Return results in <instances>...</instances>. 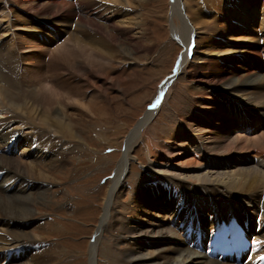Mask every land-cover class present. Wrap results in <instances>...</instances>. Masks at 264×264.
Here are the masks:
<instances>
[{
	"label": "bare ground",
	"instance_id": "obj_1",
	"mask_svg": "<svg viewBox=\"0 0 264 264\" xmlns=\"http://www.w3.org/2000/svg\"><path fill=\"white\" fill-rule=\"evenodd\" d=\"M152 1L0 0L5 21L0 33L4 37L14 34L10 42L0 40V115H4L0 116V264H53L62 255L56 244L46 246L47 236L41 235L48 232L51 223L34 224L37 216L33 207L38 208L46 199L52 167L67 164V148L58 155L55 143L52 148H48L49 143L38 146L30 134H21L19 126H34L35 132L45 128L55 136L82 143L84 138L76 132L74 121H67L71 115L56 103L66 107L78 104L95 116L91 104L101 98L112 110L108 91L120 89L119 72L129 61H141L135 55L139 46H144L141 39L152 40L148 19ZM206 1L224 15L222 22L215 19L211 23L184 0H172L169 10H159L172 26V37L180 40L185 50L175 73L161 84L156 106L145 112L127 138L91 245L92 263L99 235L112 216V203L125 186L123 180L128 177L127 166L139 136H144L141 145L149 158V178L132 200L121 202L123 212L113 216L118 237L129 239L123 249L110 247L114 260L121 256L124 264H255L264 253V74L239 69L237 73L217 65L245 62L249 52L257 55L259 39L264 43V8L258 9L259 0ZM228 2L235 11H222L228 10ZM177 13L182 16L180 26L174 19ZM72 15L78 19L75 29L67 19ZM12 18L16 23L10 21ZM14 25L33 31L35 36L19 40L10 32ZM63 32L67 37L50 50L46 65L42 60L48 49L45 39ZM23 59L33 61L26 72L20 68ZM118 59L125 65L108 74L111 63ZM192 62L203 70L201 75L188 71ZM45 67L72 76L75 85L65 89L64 83L62 88L54 79L49 84L42 76ZM30 72L36 75V84L23 80ZM191 77V90L196 95L188 100L186 114L174 111L171 128L165 130V144H160L161 140L149 132L152 117L159 105L167 102L176 82ZM91 89L87 102L82 94ZM17 149L33 157L25 159ZM230 217L245 220L248 234L253 235L254 243L244 261L243 256L221 260L209 251L216 224ZM31 226L33 230L28 229ZM149 247L154 250L144 252Z\"/></svg>",
	"mask_w": 264,
	"mask_h": 264
},
{
	"label": "rangeland",
	"instance_id": "obj_2",
	"mask_svg": "<svg viewBox=\"0 0 264 264\" xmlns=\"http://www.w3.org/2000/svg\"><path fill=\"white\" fill-rule=\"evenodd\" d=\"M184 1L186 4H190V6L200 15L204 14L205 18L211 21V23H213L215 19H220L221 22L225 19L222 13H217V7L212 2L206 0ZM171 2L172 0H153L151 2V5L148 8V19L150 22L149 33H151L149 36L152 40L150 42L149 40H145V42L144 39H141L144 46H139L138 51L135 53L136 57L141 60L139 64H130V62L134 63L135 61H129L126 65L127 67H124V69L121 70V66L125 65V63H121L118 59V61L112 62L107 70L110 75L121 70L119 75L122 77V82H120L119 87L120 89H110L108 91L110 98H112L110 105L112 106V110L108 109V103L101 98L96 99L93 104H91L96 114L95 116L81 105L79 106L76 104L72 105V107H66L61 103H56V106H58L60 110L71 115V117H67V121L70 119L74 121L76 124V132L79 135L82 134L84 138L82 139V143L71 139L69 140L68 136H55L53 133L47 132L48 130L45 128H42L43 130L41 131L40 129H37L35 132L34 126L31 128L29 125H20L18 128L17 125L21 134H30L29 136L33 137L35 144L38 146H43L44 143H49L50 147L48 148H52L51 146L55 143L58 155L67 148L65 152L67 153V164H65L67 165V168H65L64 164L52 167L49 175L51 179H49L50 182L46 193L47 195L45 194L46 199L42 200L43 202L42 204H39L40 206L38 208L33 207V212L37 216L34 224L39 223L38 225H43L44 222L51 223V228L48 229V232L46 234L42 233L41 235L47 236L46 240L48 242L46 246L56 244L62 254L58 253L61 256H59L60 258L58 257V259L56 258L53 264L125 263L124 258L121 256L117 257L118 259L120 257L119 260H114L115 258L113 255H111V257L108 252L110 247L114 251L119 248L123 249L129 241V239L125 241L126 239L121 238V240L118 237L119 233L115 230L117 227L115 226L113 216L115 217L119 210L120 212H123L124 209L121 202L128 203L132 200L133 196H135V192L139 189L141 184L145 182V179L149 178V172L147 171L149 158L146 148H142L143 145H141L144 136H139L135 143L130 165L127 166L129 174L128 177L123 180L125 186L121 192L119 191L120 194L117 192L118 197H120L122 201H120L118 197H115L114 202L112 203V216H110L106 228L99 235L96 246L97 253L93 259V263L90 250L91 245L93 244V239H95L97 234L101 217L104 213L105 202L109 195V189L112 184L115 170L122 159L126 148L127 138L137 122H139L144 116L145 112L151 107V105L155 104L161 84L168 76L175 73L179 57L185 50V46L182 42L177 38L172 37L170 30L172 26L168 24L164 17L160 16L161 10L166 11L170 9ZM219 3H222V0H220ZM226 6L229 7L228 10L222 11H235V7H232L230 2L226 3ZM77 7L78 6L74 4L76 11ZM263 8L264 0H259L258 9ZM181 18L182 16L180 13L174 15V19L178 26L182 25ZM67 19L70 20V22L72 21L71 26L75 29L78 21L77 17H73L72 15V17ZM10 21L16 23L14 18L10 19ZM4 22L5 21L0 14V27L4 25ZM10 32H14L19 40H24L26 38L32 39L33 36H35L33 31H26L25 29H21L20 26L17 27L15 25ZM55 33H52V35L50 34L49 37L45 39V42L48 44H46L48 49L46 50V55L42 56V60L44 59L46 65H48V62L51 59L50 50L57 48L67 37V34L64 32L62 35ZM1 35L0 40L5 38L6 41L10 42V39H12L14 34L5 37ZM57 35H60V38H56L58 37ZM201 35L205 36V34ZM201 35L200 37H202ZM193 38L197 39V36L195 35ZM215 39L219 40L218 37ZM261 40L262 39H259L258 42L263 46L264 43H262ZM118 43L119 41L117 44ZM261 45L260 47H257L258 50L255 53L257 54L256 56L250 52L245 56V59L247 60L245 62L244 60L237 61L230 64V66H228L229 64L226 65L219 62L217 65L228 67L231 71L237 73L239 69L240 72H242V70L244 73L247 71H253L255 74L262 75L264 74V48H262ZM6 47H10V44L9 46L6 45ZM145 47H149L150 50ZM145 51H148V53ZM60 52L62 51H59L56 54L59 55ZM32 62L33 61L27 59L20 60V68L23 66V71L26 72L27 68L32 66ZM129 64L131 66H129ZM51 69L52 68L45 67L42 72V76L46 77L49 84L54 79L55 82L58 81L56 83H59L58 85L60 86L63 85L61 83H64L63 86L66 87L65 89L75 85V79L72 76H65L61 73L60 75L59 72L62 70L56 69L55 72V70ZM52 71H54L55 74ZM188 71L193 73V75H201L203 70H200L199 66L196 65L195 62H192ZM53 74L57 75V78L55 77L56 79L53 77ZM32 76L33 74L30 77L29 75L26 76L27 79H24V77L22 78L27 84H36L37 78L34 80L36 75L34 74V76ZM193 81L192 77L190 79L180 78L176 82L167 102L159 105L160 107L153 115V121L151 124L152 128L149 132L154 138L156 137V140L158 139L159 142L161 140L160 144H165V130L171 128V119L174 111H178L182 114H184V112L185 114L187 113L188 100L196 95L192 92L193 90H191L194 85ZM63 86L62 88H64ZM91 92L92 89L89 90V92L86 91L82 94L85 101L88 102L92 95ZM104 113H106V115L101 117ZM0 116L1 118L4 117L3 114ZM65 137H67L68 140ZM37 140L39 141V144ZM40 142H42L43 145H41ZM16 151L17 154H21L25 159L30 160L33 157L31 153L29 154L24 151V153H21V150L19 149ZM47 167H51V164L48 163ZM173 171L175 170L173 169ZM119 203L121 204L120 207L117 206ZM234 206L237 208V205L234 204ZM145 214L147 213H142L144 218H147V215ZM33 226L28 229L33 230ZM130 241L132 242L133 240ZM150 249L154 250L153 247H149L147 249L145 248L144 252H147V250L151 251ZM1 255L2 252H0V256ZM167 255H169V253Z\"/></svg>",
	"mask_w": 264,
	"mask_h": 264
},
{
	"label": "snow or ice",
	"instance_id": "obj_3",
	"mask_svg": "<svg viewBox=\"0 0 264 264\" xmlns=\"http://www.w3.org/2000/svg\"><path fill=\"white\" fill-rule=\"evenodd\" d=\"M155 106H156L155 104L151 105V107H155Z\"/></svg>",
	"mask_w": 264,
	"mask_h": 264
}]
</instances>
